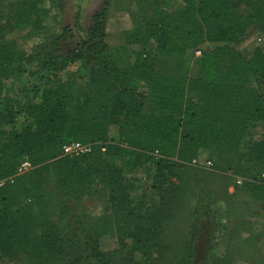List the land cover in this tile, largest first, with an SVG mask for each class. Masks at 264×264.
I'll return each instance as SVG.
<instances>
[{
    "label": "trees",
    "instance_id": "1",
    "mask_svg": "<svg viewBox=\"0 0 264 264\" xmlns=\"http://www.w3.org/2000/svg\"><path fill=\"white\" fill-rule=\"evenodd\" d=\"M44 1L17 3L11 26L40 28ZM182 1L171 11L142 0L133 29L123 34L126 46L116 54L105 41L107 6L67 53L58 54L61 41L73 36L70 27L41 45L47 60L38 61L50 70L70 60L92 63L88 89L75 102L67 83L45 88L40 101L22 108L3 95L27 57L1 34L0 178L7 180L0 187V264H159L167 222L202 150L213 151L216 169L232 171L242 184L254 179L249 192L264 202V0ZM252 25L263 43L247 56L233 45ZM191 51L201 52L204 73L196 96L188 78L156 72L157 55ZM21 111L26 121L18 130ZM73 141L92 144L91 152L64 155L63 145ZM24 160L30 168L17 174ZM146 165L153 170L151 185L136 197L127 173ZM48 185L76 204L106 191L117 248L101 249L100 218L71 219L65 203L54 214L41 208ZM190 253L182 264L206 263H194Z\"/></svg>",
    "mask_w": 264,
    "mask_h": 264
},
{
    "label": "rangeland",
    "instance_id": "2",
    "mask_svg": "<svg viewBox=\"0 0 264 264\" xmlns=\"http://www.w3.org/2000/svg\"><path fill=\"white\" fill-rule=\"evenodd\" d=\"M157 1L168 10H177L183 5L182 0ZM21 2L23 0H0V36L3 34L5 40L14 42L27 57L19 64L16 76L7 81L3 88V95L13 96L21 108L26 103L40 101L45 88L60 83L69 85L74 102L83 99L82 95L89 86L88 67L92 63L70 60L61 69L50 70L38 61L47 60L40 57L41 45L70 27L73 36L61 41L58 54L67 53L81 40L79 32L91 25L92 16L107 6L105 41L110 52L116 54L121 46H126L123 34L133 29L135 13H139L142 6V0H46L40 5V28L12 27L13 11L16 4ZM261 35V31L252 25L244 40L233 46L250 56L256 47L262 45ZM214 46L211 43L205 48ZM128 49L131 50V47L128 46ZM34 53L39 57L33 58ZM156 72L186 77L194 86L204 77L201 53L191 51L180 57L157 55ZM191 91L195 96L200 92L196 85ZM17 119L15 128L20 130L26 121L22 111ZM111 136L115 137V132ZM257 136L256 130L255 133L252 131L250 137ZM196 160L192 162V172L184 178L185 188L180 202L167 222L168 240L159 264H182L187 251H191L189 257L194 263L200 260L206 262L203 264H264V202L257 201L249 192L254 179L242 184L232 171L217 170L218 161L211 150H202ZM208 161H212V164L208 165ZM127 175L135 180V196L138 197L149 189L153 170L146 165ZM64 203L71 219L77 216H88L89 221L100 218L104 222L100 236L101 249L113 251L117 248V236L109 223L112 211L106 191L102 196L93 195L76 204L48 185L39 205L54 214L60 211ZM80 231L83 233V230ZM2 264L23 263L14 261Z\"/></svg>",
    "mask_w": 264,
    "mask_h": 264
},
{
    "label": "built area",
    "instance_id": "3",
    "mask_svg": "<svg viewBox=\"0 0 264 264\" xmlns=\"http://www.w3.org/2000/svg\"><path fill=\"white\" fill-rule=\"evenodd\" d=\"M197 54H200V51L196 52ZM92 150V144L83 143L80 141H73L70 143H66L62 147V152L64 155L69 156H77V155H83L90 153ZM197 160L194 159L193 162L195 163ZM212 162L208 161V165H211ZM30 168V163L27 160H24L21 162V164L18 167L17 174H22L25 171H27ZM260 179H264V173L261 174ZM7 179H1L0 178V187H2ZM242 180H238L239 183H241Z\"/></svg>",
    "mask_w": 264,
    "mask_h": 264
},
{
    "label": "crops",
    "instance_id": "4",
    "mask_svg": "<svg viewBox=\"0 0 264 264\" xmlns=\"http://www.w3.org/2000/svg\"><path fill=\"white\" fill-rule=\"evenodd\" d=\"M171 11H173V10H171ZM189 53V52H188Z\"/></svg>",
    "mask_w": 264,
    "mask_h": 264
}]
</instances>
